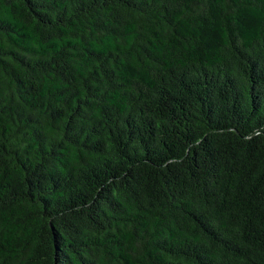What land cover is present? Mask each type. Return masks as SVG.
Segmentation results:
<instances>
[{"label": "trees", "instance_id": "obj_1", "mask_svg": "<svg viewBox=\"0 0 264 264\" xmlns=\"http://www.w3.org/2000/svg\"><path fill=\"white\" fill-rule=\"evenodd\" d=\"M0 264H264V0H0Z\"/></svg>", "mask_w": 264, "mask_h": 264}]
</instances>
